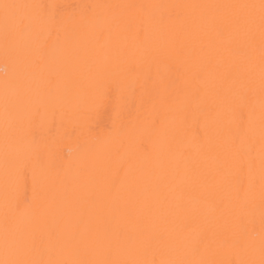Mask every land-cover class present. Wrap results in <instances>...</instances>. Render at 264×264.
<instances>
[{"label":"bare ground","instance_id":"obj_1","mask_svg":"<svg viewBox=\"0 0 264 264\" xmlns=\"http://www.w3.org/2000/svg\"><path fill=\"white\" fill-rule=\"evenodd\" d=\"M0 264H264V0H0Z\"/></svg>","mask_w":264,"mask_h":264}]
</instances>
